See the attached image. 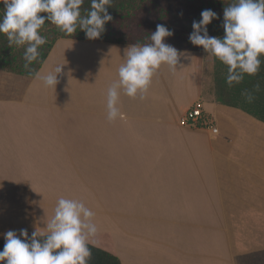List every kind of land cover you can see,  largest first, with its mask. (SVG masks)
I'll return each instance as SVG.
<instances>
[{
	"label": "crops",
	"instance_id": "crops-1",
	"mask_svg": "<svg viewBox=\"0 0 264 264\" xmlns=\"http://www.w3.org/2000/svg\"><path fill=\"white\" fill-rule=\"evenodd\" d=\"M131 45L57 39L38 70L63 64L55 89L0 72V197L23 194L30 214L0 216V239L46 232L66 197L95 212L90 244L122 264H239L244 231L234 228L264 246V121L254 116L264 111L236 83L219 82L231 97L219 98L216 78L201 76L216 58L180 49L188 58L175 73L161 65L146 99L121 91L123 119L110 122L107 89ZM199 99L217 133L181 124Z\"/></svg>",
	"mask_w": 264,
	"mask_h": 264
},
{
	"label": "clouds",
	"instance_id": "clouds-1",
	"mask_svg": "<svg viewBox=\"0 0 264 264\" xmlns=\"http://www.w3.org/2000/svg\"><path fill=\"white\" fill-rule=\"evenodd\" d=\"M4 14L0 18V33L9 44L25 46V67L40 55L46 43L40 34L45 22L54 24L61 32L73 35L79 30L89 40L98 39L105 24L112 19L107 7L111 0H91L87 16H81L84 0H0ZM44 13L46 15H41ZM201 19L193 20L188 40L194 46L227 66L226 82L239 84L244 75H255L264 56V0H234L223 10V35L209 34L208 25L219 19L216 12L205 9ZM174 31L162 24L150 35V43L127 46L126 60L118 68V80L107 89L108 121L123 119L119 107L121 91L130 98L146 99L153 76L161 65L175 73L188 53L165 42ZM63 64L47 73L35 72V78L46 87L56 88ZM250 101V94L242 93ZM95 212L79 199L60 197L54 215L47 222L46 232L27 229L8 230L3 234L4 246L0 264H89L92 253L89 244L98 232Z\"/></svg>",
	"mask_w": 264,
	"mask_h": 264
},
{
	"label": "trees",
	"instance_id": "trees-1",
	"mask_svg": "<svg viewBox=\"0 0 264 264\" xmlns=\"http://www.w3.org/2000/svg\"><path fill=\"white\" fill-rule=\"evenodd\" d=\"M177 2L178 0H111L110 6L106 7L112 19L105 24V31L101 37L94 40L126 44L150 43L151 33L156 30L158 24H162L174 31L173 36L165 39L166 43L175 46L177 49L200 51L202 47L192 45L188 36L192 31L193 20L198 21L201 19V15H193L189 10L181 16L177 15ZM3 7L4 5L0 3V18L4 14ZM224 8L222 6V13ZM90 9L91 0H84L80 9L81 16H87ZM41 15L46 14L41 13ZM218 16L219 19H213L207 26L209 34L212 36L224 34L222 28L223 14H218ZM40 34L46 38V43L39 48L38 59L26 68V61L24 60L26 45L20 47L15 44L10 45L6 34L0 33V68L34 77V73L38 72L57 39L63 37L89 40L86 38L85 32L79 28L75 34L67 35L47 21L40 30ZM260 59L261 64L258 72L255 75L245 74L243 80L236 84L238 85L236 91L254 94L259 107L264 111V56H261ZM226 76L222 78L223 81L226 80ZM217 93L219 98L223 93L228 96L230 94L228 89L221 88L219 81ZM254 116L264 121V114H254ZM4 243V239H0V251L3 250ZM89 247L92 253L89 264H122L120 258L115 254L92 244H89ZM253 261H255V256L247 257L248 264L255 263Z\"/></svg>",
	"mask_w": 264,
	"mask_h": 264
},
{
	"label": "rangeland",
	"instance_id": "rangeland-1",
	"mask_svg": "<svg viewBox=\"0 0 264 264\" xmlns=\"http://www.w3.org/2000/svg\"><path fill=\"white\" fill-rule=\"evenodd\" d=\"M232 3H234V0H178V2L176 3V8H177L176 14L181 16V14L189 10L190 12H192L193 15L195 14L197 15V14H201L202 10H205V9H211L217 14H223L222 6L228 7ZM206 56H208L207 53H206ZM207 58L208 57L203 59V63H202V68H204L205 70V67H206L207 73H202L201 76L206 77V81H208L209 79L213 81L214 78H216V81L218 83V81L220 82V79L224 78L227 75L226 73L227 68L218 59H215V65H214L215 71H212L210 70V67L212 66V62L208 60ZM0 72H12V71L0 68ZM12 73H14V75L18 74L15 72H12ZM222 84H223L222 86L228 85L226 80L223 81ZM233 85H231V87ZM221 95L227 98H231L230 95L228 96L225 93ZM4 199L5 198L0 197V216L4 215L5 217H7V221L11 220V222H14L12 224H17L18 222L22 220L23 212L25 214V217L30 216L29 208L25 207L26 205L24 204L25 196L23 194H19V195L16 194V195L10 196L8 202L4 201ZM234 229L236 230L239 229L241 231H244V233H240L241 234L240 237L242 239L240 243L244 248L242 251H244L245 253L239 256L238 258L239 264H248L247 257L249 256H255V261H253L255 263H249V264H264L263 244L262 245L258 244L259 246H263V248L259 250H255V244L248 241V240H251V238L249 237V234H248V231H246V228H242V229L234 228ZM253 229L254 228H250V231L252 232V233L250 232V234H254ZM238 247H239V244H238Z\"/></svg>",
	"mask_w": 264,
	"mask_h": 264
},
{
	"label": "built area",
	"instance_id": "built-area-1",
	"mask_svg": "<svg viewBox=\"0 0 264 264\" xmlns=\"http://www.w3.org/2000/svg\"><path fill=\"white\" fill-rule=\"evenodd\" d=\"M203 100H197L186 114L181 119V124L192 128L209 127L213 133L218 132V127L215 125L209 116L203 110Z\"/></svg>",
	"mask_w": 264,
	"mask_h": 264
}]
</instances>
